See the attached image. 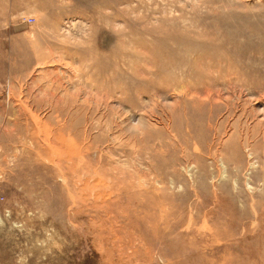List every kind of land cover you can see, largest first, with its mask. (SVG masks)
<instances>
[{
    "label": "rangeland",
    "instance_id": "rangeland-1",
    "mask_svg": "<svg viewBox=\"0 0 264 264\" xmlns=\"http://www.w3.org/2000/svg\"><path fill=\"white\" fill-rule=\"evenodd\" d=\"M0 264H264V0H0Z\"/></svg>",
    "mask_w": 264,
    "mask_h": 264
},
{
    "label": "bare ground",
    "instance_id": "bare-ground-1",
    "mask_svg": "<svg viewBox=\"0 0 264 264\" xmlns=\"http://www.w3.org/2000/svg\"><path fill=\"white\" fill-rule=\"evenodd\" d=\"M211 91H212V89H211ZM195 92V91H194ZM209 92V91H208ZM197 93H199L200 94V92L199 91H197ZM56 103H57V101H56ZM193 103V102H192ZM197 103V102H196ZM198 104H199V102H198ZM32 108V107H31ZM212 115V114H211ZM210 116V115H209ZM63 135V134H62ZM65 137V136H64ZM59 157V156H58ZM63 157V156H62ZM74 162H75V160H74ZM75 164V163H74ZM87 166V165H86ZM71 168V167H70ZM72 169V168H71ZM71 169H69V170H71ZM76 170V169H75ZM113 170V169H112ZM62 174V173H61ZM60 176H62V175H60ZM67 177H68V175H67ZM71 178H72V176H71ZM78 178V177H77ZM76 178V179H77ZM86 178V177H85ZM62 179H64V177L62 176ZM84 179V178H83ZM98 178L97 177H95L94 178V180H97ZM141 180V179H140ZM138 181V184H141V182L142 181ZM87 182V181H86ZM74 183H75V181H74ZM88 183V182H87ZM67 185V184H66ZM86 185H88V184H86ZM69 186V185H68ZM74 186V185H73ZM89 186V185H88ZM132 187V186H131ZM127 189V188H126ZM156 189V188H155ZM128 190V189H127ZM81 191H83V189L81 190ZM88 191H90V190H88ZM76 193V192H75ZM86 194V193H85ZM88 194V193H87ZM76 195V194H75ZM94 195H96V194H94ZM81 196V195H80ZM78 198V197H77ZM78 199H80V198H78ZM81 200H83V199H81ZM87 201V200H86ZM90 205V204H89ZM99 205V204H98ZM83 206V205H82ZM87 208V207H86ZM94 209V208H93ZM88 210V209H87ZM122 210V209H121ZM90 213V212H89ZM89 215V214H88ZM87 215V216H88ZM113 215V214H112ZM87 218V217H86ZM96 218V217H95ZM106 219V218H105ZM95 222H97V221H95ZM104 225H105V223H104ZM108 226V225H107ZM103 228V227H102ZM104 229H106V226H105V228ZM112 230V229H111ZM204 231H205V229H204ZM106 232H107V230H106ZM110 235V234H109ZM119 235V234H118ZM125 235V234H124ZM122 236V235H121ZM124 237V236H123ZM118 238H119V236H118ZM117 239V238H116ZM134 239V238H133ZM118 240V239H117ZM131 243V242H130ZM129 243V244H130ZM136 243V242H135ZM133 244V243H132ZM138 244V243H137ZM135 246V245H134ZM126 247L128 248V246L126 245ZM134 248V247H133ZM129 249V248H128ZM176 250V249H175ZM122 252V251H121ZM260 254V253H259Z\"/></svg>",
    "mask_w": 264,
    "mask_h": 264
}]
</instances>
